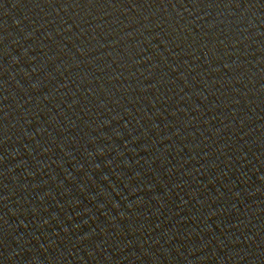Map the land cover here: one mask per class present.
<instances>
[{
  "label": "water",
  "instance_id": "95a60500",
  "mask_svg": "<svg viewBox=\"0 0 264 264\" xmlns=\"http://www.w3.org/2000/svg\"><path fill=\"white\" fill-rule=\"evenodd\" d=\"M0 264H264V0H0Z\"/></svg>",
  "mask_w": 264,
  "mask_h": 264
}]
</instances>
